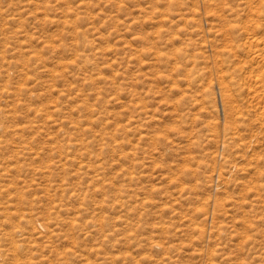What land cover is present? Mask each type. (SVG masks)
Wrapping results in <instances>:
<instances>
[{
    "label": "rangeland",
    "instance_id": "374dc122",
    "mask_svg": "<svg viewBox=\"0 0 264 264\" xmlns=\"http://www.w3.org/2000/svg\"><path fill=\"white\" fill-rule=\"evenodd\" d=\"M254 1L0 0V264H264Z\"/></svg>",
    "mask_w": 264,
    "mask_h": 264
},
{
    "label": "bare ground",
    "instance_id": "6f19581e",
    "mask_svg": "<svg viewBox=\"0 0 264 264\" xmlns=\"http://www.w3.org/2000/svg\"><path fill=\"white\" fill-rule=\"evenodd\" d=\"M233 1H234V0H233ZM247 1H249V0H247ZM252 1H253V0H252ZM255 1H257V0H255ZM255 1H254V2H255ZM261 1H262V0H261ZM230 2H231V1H230ZM225 3H226V2H225ZM225 3H224V4H225ZM258 3H259V2H258ZM246 4H247V3H246ZM260 4H261V3H260ZM241 5H242V4H241ZM257 5H258V4H257ZM212 6H213V5H212ZM244 6H246V5L244 4ZM258 6H259V5H258ZM210 7H211V6H210ZM235 7H236V6H235ZM254 8H255V7H254ZM259 8H260V7H259ZM259 8H258V9H259ZM263 8H264V7H263ZM223 9H224V8H223ZM222 11H223V10H222ZM230 11H231V10H230ZM232 11H234V10H232ZM259 11H260V10H259ZM213 12H214V11H213ZM239 12H240V11H238L237 13H239ZM243 12H244V11H243ZM233 13H234V12H233ZM237 13H234V14H237ZM254 13H256V12H254ZM254 13H253V14H254ZM228 14H229V13H228ZM256 14H257V13H256ZM227 16H228V15H227ZM218 17H219V15H218ZM221 17H222V16H221ZM228 17H229V16H228ZM233 17H234V16H233ZM253 19H254V18H253ZM261 19H262V18H261ZM225 22H226V21H225ZM249 22H250V21H249ZM261 24H262V23H261ZM214 25H215V24H214ZM218 26H219V25H218ZM250 27H252V26H250ZM261 27H262V26H261ZM255 29H256V28H255ZM253 30H254V29H253ZM226 31H227V30H226ZM229 31H230V30H229ZM253 32H254V31H253ZM253 32H252V33H253ZM261 32H262V31H261ZM261 32H260V33H261ZM233 33H234V32H233ZM253 34H254V33H253ZM257 34H258V33H257ZM226 36H228V35L226 34ZM234 36H235V35H234ZM253 36H254V35H253ZM231 37H232V36H231ZM231 37H230V38H231ZM240 37H241V36H240ZM217 38H218V37H217ZM234 38H235V37H234ZM234 38H233V40H234ZM236 39H237V38H236ZM241 39H242V38H241ZM228 40H229V39H228ZM231 40H232V38H231ZM231 40H230L229 42H231ZM237 40H238V39H237ZM223 41H224V40H223ZM250 41H251V40H250ZM225 42H226V41H225ZM236 42H237V41H236ZM212 43H213V42H212ZM251 43H252V42H251ZM234 44H235V43H234ZM243 44H244V43H243ZM246 44H247V43H246ZM246 44H245V45H246ZM248 44H249V42H248ZM254 44H255V43H254ZM251 45L253 46V44H251ZM216 46H217V44H216ZM220 46H221V45H220ZM259 47H260V46H259ZM212 48H213V47H212ZM239 48H240V47H239ZM215 49H216V48H215ZM221 49H222V48H221ZM230 49H231V48H230ZM233 50H234V49H233ZM216 52H217V51H216ZM231 52H232V51H230V53H231ZM255 52H256V51H255ZM263 52H264V50H263ZM230 53H228V54H230ZM228 54H227V55H228ZM243 54H244V53H243ZM201 55H202V54H201ZM235 55H236V54H235ZM235 55H234V56H235ZM236 56H237V55H236ZM252 56H253V55H252ZM263 56H264V55H263ZM237 59H238V58H237ZM223 60H226V58H224ZM232 60H233V59H232ZM246 60H247V59H246ZM243 61H244V60H243ZM223 62H224V61H223ZM230 62H231V60L228 59V60H226V63L224 62V64H227V63L229 64ZM220 63H221V62H220ZM232 63L234 64V62H232ZM232 63H231V64H232ZM245 63H246V61H245ZM256 63H257V62H256ZM240 64H241V63H240ZM247 64H248V63H247ZM252 64H253V63H252ZM219 65H220V64H219ZM231 66H232V65H230V67H231ZM257 66H258V65H257ZM215 67H216V66H215ZM252 67H253V66H252ZM224 68H225V67H224ZM243 69H244V68H243ZM215 70H216V69H215ZM229 70H230V69H229ZM234 70H235V69H234ZM249 70H250V69H249ZM225 71H226V70H225ZM227 71H228V69H227ZM231 71H232V70H231ZM236 71H237V70H236ZM263 71H264V70H263ZM229 72H230V71H229ZM217 73H218V70H217ZM232 73H233V72H232ZM232 73H230V74L232 75ZM234 73H235V72H234ZM235 74H236V73H235ZM255 74H257V73H255ZM247 75H248V74H247ZM236 77H237V76H236ZM251 77H252V76H251ZM253 77H254V76H253ZM234 78H235V77H234ZM244 78H245V77H244ZM246 78H247V77H246ZM255 78H256V77H255ZM231 79H232V78H231ZM251 79H252V78H251ZM257 79H258V78H257ZM257 79H256V80H257ZM225 80H226V79H225ZM235 80H236V79H235ZM216 81H218V80H216ZM221 81H222V80H221ZM226 82H227V81H226ZM229 82H230V81H229ZM257 82H258V81H257ZM263 82H264V81H263ZM221 83H222V82H221ZM224 84H225V83H224ZM232 84H233V83H232ZM251 85H252V83H251ZM234 87H236V86H234ZM250 87H251V86H250ZM240 88H241V87H240ZM251 90H252V89H251ZM229 91H230V90H229ZM224 92H225V91H224ZM239 92H240V91H239ZM226 93H227V91L225 92L224 96L226 95ZM222 94H223V93H222ZM229 94H230V93H229ZM229 94H228V95H229ZM232 94H233V93H232ZM232 94H231V95H232ZM235 94H236V93H235ZM228 95H226V99H230V98H233V97H234V96L232 97V96H228ZM233 95H234V94H233ZM236 97H237V96H236ZM255 97H256V96H255ZM260 97H261V96H260ZM262 99H263V98H262ZM232 100L235 101V99H232ZM232 100H231V101H232ZM236 101H237V100H236ZM245 101H246V100H245ZM259 101H260V100H259ZM227 102H228V101H227ZM252 102H253V101H252ZM252 102H251V104H252ZM247 103H248V102H247ZM258 103H259V102H258ZM261 103H262V102H261ZM227 104H228V103H227ZM244 107H246V106H244ZM257 107H258V106H257ZM233 108H234V106H233ZM233 108H232V109H233ZM231 111H232V110H231ZM235 114H236V112H235ZM260 114H261V113H260ZM232 115L234 116V114H232ZM227 116H228V112H227ZM228 117H229V116H228ZM231 121H232V120H231ZM259 122H260V121H259ZM253 123H254V122H253ZM244 124H245V123H244ZM259 127H260V126H259ZM262 130H263V129H262ZM239 131H240V130H239ZM241 132H242V131H241ZM261 132H262V131H261ZM263 132H264V131H263ZM259 134H260V133H259ZM229 135H230V134H229ZM234 135H236V133H235ZM240 136H241V135H240ZM233 138H234V137H233ZM231 140H232V137H231ZM233 140H235V139H233ZM228 142H229V141H228ZM258 142H259V141H258ZM258 156H259V155H258ZM261 156H262V155H261ZM263 162H264V161H263ZM260 164H261V163H260ZM261 169H262V168H261ZM260 202H261V201H260ZM242 207H243V206H242ZM245 208H246V207H245ZM260 208H261V207H260ZM243 209H244V207H243ZM263 227H264V226H263Z\"/></svg>",
    "mask_w": 264,
    "mask_h": 264
}]
</instances>
